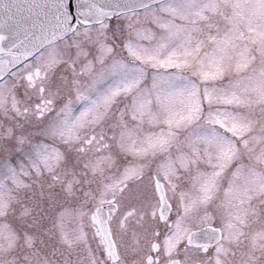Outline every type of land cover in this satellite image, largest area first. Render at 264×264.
I'll return each mask as SVG.
<instances>
[{
    "label": "rangeland",
    "instance_id": "1",
    "mask_svg": "<svg viewBox=\"0 0 264 264\" xmlns=\"http://www.w3.org/2000/svg\"><path fill=\"white\" fill-rule=\"evenodd\" d=\"M75 29L51 46V78L37 83L47 112H23L37 85L23 103L15 81L0 83V264H93L82 225L106 199L95 200L96 183L107 194L114 179L152 172L185 211L180 236H163L167 253L210 224L225 240L211 255L264 264V0H164ZM185 50L193 68L179 74L199 86L191 124L186 103L164 102Z\"/></svg>",
    "mask_w": 264,
    "mask_h": 264
},
{
    "label": "flooded vegetation",
    "instance_id": "2",
    "mask_svg": "<svg viewBox=\"0 0 264 264\" xmlns=\"http://www.w3.org/2000/svg\"><path fill=\"white\" fill-rule=\"evenodd\" d=\"M26 1L28 0H0V21L9 24L10 20L16 19L17 16L12 14L13 7ZM9 7L11 9L9 13H6ZM78 25L86 26L79 22ZM1 27L6 26L0 22ZM74 31L69 33L68 36L73 34ZM2 33L6 32L3 31ZM68 36L44 45L30 57L18 63L15 67L8 69L1 75L0 83L9 78V80L16 82L17 87L20 86V89L24 90V94L21 90L22 95L19 97V101L24 103V101L29 102L30 99L36 100V95L31 93L28 95V91H34L39 81L50 80L52 67L44 65L49 62V58H47L48 51L53 44L61 42ZM43 56L44 59L42 60ZM36 59L39 65L36 64ZM37 86L38 99L33 105L25 106L23 112L26 117L31 113L29 108L40 109L37 113L39 116L47 112L48 106H51L50 98L44 94V84H38ZM25 122L30 126V121L24 120ZM93 137L94 135H90V139ZM85 142L89 144L90 141L85 140ZM111 161L113 162L112 159ZM126 162H129V160L117 159L115 163L113 162V165L119 167L125 165ZM119 181L114 179L108 183L107 194H99L98 186L100 185L99 182L96 183L95 200H97L98 196H106V199L103 198L101 201L96 202L95 208L89 215L90 222H84L85 227L82 225L84 244H86V237L88 249L93 254V264H242L234 255V259L231 260L228 255L224 256L221 254L222 248L218 255L210 254V252H216L217 246L221 241H225L222 239V230L210 224L189 229L185 238L179 241L180 244L172 247L171 253H167L169 246L165 247V244H163V236H167V239L169 237L170 240L172 239L170 237L172 233H175V235L176 232L177 234L179 233L178 217L185 213V211H182L183 207L178 201L174 187L169 182H166L159 172H152L150 176L142 173L135 176L124 175ZM157 183L164 191L163 193L169 204L166 220L159 215L161 203L157 192ZM193 219L194 215L191 213L187 221L193 225ZM103 225L107 227L112 247L107 244L106 238L102 233L101 227ZM184 225L185 222H182L180 227ZM208 227L216 228L220 232V239L215 243L211 242L212 235L194 234ZM150 230L153 232L154 238L150 242H145L143 240L145 234H148ZM190 235H193L192 239H190ZM88 240L92 243L91 246Z\"/></svg>",
    "mask_w": 264,
    "mask_h": 264
},
{
    "label": "water",
    "instance_id": "3",
    "mask_svg": "<svg viewBox=\"0 0 264 264\" xmlns=\"http://www.w3.org/2000/svg\"><path fill=\"white\" fill-rule=\"evenodd\" d=\"M161 1L164 0H89L88 3H84L83 0H73L77 17L74 23L67 7L69 0H28L21 5H15L12 14L17 16L16 19L10 20L9 24L0 21L6 26L4 31L6 33H0V77L44 45L71 33L78 22L87 25L101 23L105 19L138 11ZM10 9L11 7L6 10V13H9ZM157 192L161 203L159 215L165 219L169 204L158 183ZM101 230L107 244L112 247L107 227L103 225ZM194 234L212 235L213 243L220 239L219 230L213 227L202 229ZM190 236L192 239L193 235Z\"/></svg>",
    "mask_w": 264,
    "mask_h": 264
},
{
    "label": "snow or ice",
    "instance_id": "4",
    "mask_svg": "<svg viewBox=\"0 0 264 264\" xmlns=\"http://www.w3.org/2000/svg\"><path fill=\"white\" fill-rule=\"evenodd\" d=\"M84 3H88L89 0H83ZM68 11L72 18V22L74 23L77 19L75 15V7L73 4V0H69L68 2ZM111 19V18H110ZM112 24H109V27H111ZM181 34V30L177 28V31L172 33L174 37H179ZM191 55L190 52L185 50L183 58H177L175 63L170 65V67H173L177 69V73L171 76L167 77V81L169 83V87L177 89L174 93H169L168 96L165 98L166 103L175 104L177 100L179 99V102L181 104H185L190 109L191 114L187 116L188 122L191 124L194 119L199 120V117L196 116V112L198 111V95H199V86L195 81H192L187 76H182L179 73L183 72L185 69H192L193 63L188 58ZM208 68H211V65L207 66ZM195 75H199L203 77L204 79H208V75L205 71H201L199 73H194ZM176 81H187V83H184L183 86L178 87L175 83ZM157 85L154 83L153 88H156ZM207 92V89L205 90ZM213 136H218V134L213 133ZM199 138V137H198ZM218 142H222V138L218 140ZM15 161L13 160V163Z\"/></svg>",
    "mask_w": 264,
    "mask_h": 264
},
{
    "label": "bare ground",
    "instance_id": "5",
    "mask_svg": "<svg viewBox=\"0 0 264 264\" xmlns=\"http://www.w3.org/2000/svg\"><path fill=\"white\" fill-rule=\"evenodd\" d=\"M84 25H87V24H84ZM0 31L3 32V31H6V28L5 27H1L0 28ZM206 236H209L208 234H206ZM208 239V238H207Z\"/></svg>",
    "mask_w": 264,
    "mask_h": 264
}]
</instances>
